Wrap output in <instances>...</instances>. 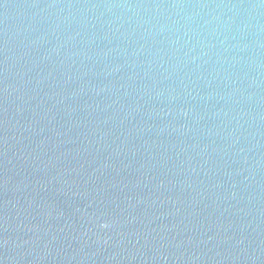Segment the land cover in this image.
Wrapping results in <instances>:
<instances>
[{
    "label": "water",
    "instance_id": "95a60500",
    "mask_svg": "<svg viewBox=\"0 0 264 264\" xmlns=\"http://www.w3.org/2000/svg\"><path fill=\"white\" fill-rule=\"evenodd\" d=\"M0 264H264V0H0Z\"/></svg>",
    "mask_w": 264,
    "mask_h": 264
}]
</instances>
